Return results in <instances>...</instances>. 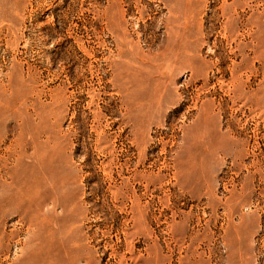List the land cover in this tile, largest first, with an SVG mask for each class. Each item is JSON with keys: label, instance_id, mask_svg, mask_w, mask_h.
I'll use <instances>...</instances> for the list:
<instances>
[{"label": "rangeland", "instance_id": "rangeland-1", "mask_svg": "<svg viewBox=\"0 0 264 264\" xmlns=\"http://www.w3.org/2000/svg\"><path fill=\"white\" fill-rule=\"evenodd\" d=\"M0 264H264V0H0Z\"/></svg>", "mask_w": 264, "mask_h": 264}, {"label": "bare ground", "instance_id": "bare-ground-1", "mask_svg": "<svg viewBox=\"0 0 264 264\" xmlns=\"http://www.w3.org/2000/svg\"><path fill=\"white\" fill-rule=\"evenodd\" d=\"M30 190V189H29ZM44 202V201H43ZM45 204V203H44ZM28 206H31V205H28ZM27 206V207H28ZM34 206H35V204H34ZM51 206V205H50ZM35 208H36V210H39V209H41V204H39V203H37L36 204V206H35ZM32 209H33V207H32ZM29 210H30V207H28V209L26 210V211H28L29 212ZM50 210V209H49ZM37 212V211H36ZM55 213V212H54ZM39 214V213H38ZM33 216V215H32ZM35 216H37V215H35ZM47 218V217H46ZM35 219V218H34ZM44 219V218H43ZM47 220V219H46ZM49 220V219H48ZM44 221V220H43ZM31 222H34L33 221V218H30V223ZM37 222V221H36ZM40 222H42V221H40ZM44 227H45V225H44Z\"/></svg>", "mask_w": 264, "mask_h": 264}]
</instances>
